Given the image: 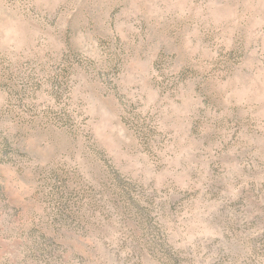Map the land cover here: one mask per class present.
Returning <instances> with one entry per match:
<instances>
[{"label":"rangeland","instance_id":"1","mask_svg":"<svg viewBox=\"0 0 264 264\" xmlns=\"http://www.w3.org/2000/svg\"><path fill=\"white\" fill-rule=\"evenodd\" d=\"M10 100L0 264H264L261 0H0Z\"/></svg>","mask_w":264,"mask_h":264},{"label":"clouds","instance_id":"2","mask_svg":"<svg viewBox=\"0 0 264 264\" xmlns=\"http://www.w3.org/2000/svg\"><path fill=\"white\" fill-rule=\"evenodd\" d=\"M261 2L264 4V0ZM76 6H72V11L76 10ZM25 120V116L17 110L16 104L12 100H10L6 112L0 115V139L14 142L20 153L27 152L31 143ZM16 158L18 157H14V159Z\"/></svg>","mask_w":264,"mask_h":264}]
</instances>
